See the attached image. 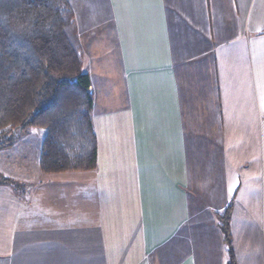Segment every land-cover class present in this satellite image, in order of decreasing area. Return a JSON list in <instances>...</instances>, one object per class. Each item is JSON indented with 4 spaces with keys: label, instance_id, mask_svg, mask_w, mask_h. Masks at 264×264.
Listing matches in <instances>:
<instances>
[{
    "label": "crops",
    "instance_id": "1",
    "mask_svg": "<svg viewBox=\"0 0 264 264\" xmlns=\"http://www.w3.org/2000/svg\"><path fill=\"white\" fill-rule=\"evenodd\" d=\"M68 2L98 166L44 175L43 130L2 151L0 264H227L230 205L238 264H264V0Z\"/></svg>",
    "mask_w": 264,
    "mask_h": 264
},
{
    "label": "trees",
    "instance_id": "2",
    "mask_svg": "<svg viewBox=\"0 0 264 264\" xmlns=\"http://www.w3.org/2000/svg\"><path fill=\"white\" fill-rule=\"evenodd\" d=\"M68 0H0V151L43 130L44 175L90 172L98 166L94 96ZM0 186H20L0 173ZM232 205L218 215L227 264H238Z\"/></svg>",
    "mask_w": 264,
    "mask_h": 264
},
{
    "label": "rangeland",
    "instance_id": "3",
    "mask_svg": "<svg viewBox=\"0 0 264 264\" xmlns=\"http://www.w3.org/2000/svg\"><path fill=\"white\" fill-rule=\"evenodd\" d=\"M36 131H39V130H37V129H35ZM34 131V130H33ZM31 140H33V141H35V137L34 138H31ZM31 144H32V141L30 142V144L28 143L27 145L30 147L31 146ZM20 144H18L17 145V147L19 146ZM26 149V148H25ZM25 149H22L21 150V147L18 149V151H20V152H22V154H25V153H23V152H25L26 150ZM19 155V153H15L14 152V154H12V153H4V152H2V151H0V170H2V171H4V170H8V172L7 173H9V174H15V176L16 177H22V175L21 174H23L22 172L24 171V170H21L22 169V167H19L18 165H15V167H13V166H8L10 163H8L7 162V160H16V159H18V158H20V156H18ZM7 156H8V158H7ZM14 157V158H13ZM31 163H32V161H30ZM32 166V165H31ZM30 172H31V170H30ZM41 172V171H40Z\"/></svg>",
    "mask_w": 264,
    "mask_h": 264
}]
</instances>
